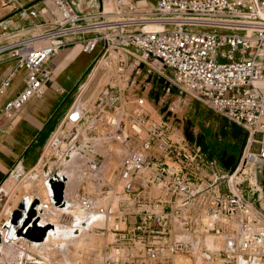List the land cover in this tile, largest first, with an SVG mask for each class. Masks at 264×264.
I'll return each instance as SVG.
<instances>
[{
  "label": "built area",
  "instance_id": "obj_1",
  "mask_svg": "<svg viewBox=\"0 0 264 264\" xmlns=\"http://www.w3.org/2000/svg\"><path fill=\"white\" fill-rule=\"evenodd\" d=\"M80 1L43 0L19 11L21 19L35 21L33 29L2 47L0 53L14 51L19 68L26 71V81L3 113L10 117L33 97L44 95L45 85L52 80L50 62L68 45H80L83 52L91 53L102 44L104 57L114 50L123 58L136 55L140 62L160 63L171 71L174 84L241 125L248 139L242 165L234 179L228 180L229 193L214 196L204 223L203 218L196 219L200 212L191 211L195 204L204 206L201 200L208 189L203 187L205 164L200 151L180 147L160 134L140 112L145 98H138V108L132 111L134 135L126 130L123 116L108 120L118 134L116 142L125 148L117 172L126 188L142 179V187L161 185L162 193L171 195L164 200L139 199L134 241L142 245L144 254L131 264H172L173 257L194 249L192 238L181 237L184 233L200 234L202 239L204 233L225 237L232 259L223 264H264V209L243 191L245 181H238L239 176L248 175L251 156L257 171L264 170V86L257 84L264 82V0H157L155 4L100 0L96 11L81 9ZM148 23L159 30L146 31ZM8 86L7 80L1 88ZM144 130H148L145 140ZM131 138L138 140L137 146L129 145ZM254 144L259 146L256 152ZM214 211L210 228L206 223Z\"/></svg>",
  "mask_w": 264,
  "mask_h": 264
},
{
  "label": "rangeland",
  "instance_id": "obj_2",
  "mask_svg": "<svg viewBox=\"0 0 264 264\" xmlns=\"http://www.w3.org/2000/svg\"><path fill=\"white\" fill-rule=\"evenodd\" d=\"M149 28L156 29L154 25L145 26V30ZM23 33H25L24 36L28 35L26 31H22L17 36L6 35V39L4 37L0 38V49L19 39L20 36H23ZM121 54V52L111 50L109 55L99 60L87 82L83 84L80 93H78L74 107L52 141H56L57 136L63 135L64 139L61 140L65 142V144H62V151H64L67 149V143L70 144L73 141L70 135L73 128L81 131L100 129L98 141H100V144L107 143L108 146L104 151H100V148L99 152L96 153L99 157L97 160H100L97 161L96 171L86 170L85 172L83 168L84 171L78 169L77 172L74 170L75 173L71 169L69 170L71 167L67 163L69 160H64L65 162L63 161L61 164L55 163V156L60 155L57 148L61 146V143H56L57 146L53 150L51 146L48 148L49 152L47 151V154L50 155L48 157L52 158L50 161L41 163L32 172L28 173L29 175H12L13 177H9L1 188L0 192L3 191L0 193V264H131L133 261H140L137 255L133 257L128 254V251L134 249L137 245V242L134 241L137 210L134 211V209L137 208V203L142 197L164 200V196V198L170 199L171 195L165 192L162 193V190L152 191L150 189L153 187L147 188L148 186H146L145 188L138 182H135L129 188H126L123 183V185L118 184V182L121 183V179L117 168L125 153L122 145L116 142V138L105 136V130L112 129V126L110 124L103 126L102 128L105 130L99 126L104 122V116L108 120L116 121L114 118H118L116 115L119 114V116H123L122 119H124V124L129 133L133 134L130 129L133 122L130 118L132 111L138 108L135 104L138 98L146 99L143 108L140 109V112L144 113L145 116L148 117L151 110L160 112L161 119L155 124L160 134L165 135L167 139L174 141L172 143L178 144L180 147L188 145L189 148L197 149L202 155V163L205 164L203 187L208 189H206L205 192L207 193L201 200L204 206L195 204L191 211H194L193 213L195 211L200 212L201 216L198 215L197 217L202 219L205 216L204 213L211 210L209 203L215 200L213 199L215 195L224 197L229 193L228 180L230 177L232 179V176L234 179L235 172L242 165L248 132L241 125L230 121L222 114L201 107L196 97L174 84L172 74L167 72L169 69L161 68L160 63L154 61L144 63L136 60V55L127 58L125 55L123 58ZM121 60L126 62L120 64ZM118 93H120L121 106L115 109L116 112H112L115 106H112L110 98L115 99L114 97ZM152 94L154 95L153 98L150 97ZM80 119L82 120L77 125ZM98 120H101V122ZM67 131H70V133L65 135ZM147 131H143L142 137L144 140L148 136ZM260 137V135L256 136L257 139ZM138 143V140L132 142L131 138L129 145L135 147ZM71 144L73 145V143ZM258 148L259 146L254 144L252 151L256 152ZM76 153L73 152L71 158ZM167 162L171 163L169 160ZM84 163L85 160L82 162L83 167ZM246 170L248 175L239 176L238 181H245L241 185L243 191L251 199V202L258 208L264 209V170L263 173L258 172L257 165L253 161L247 166ZM216 178H220V180L210 187ZM53 179L63 180L68 184L66 185L67 197L65 196L63 207H56L52 203V197L55 194L50 182L52 183ZM46 180L50 182H46ZM27 181L31 186L30 188L26 187ZM65 182L55 183H63L65 190ZM120 185L123 187L120 188ZM158 186L156 189H162L161 185ZM46 187L48 188L43 191ZM54 189L58 194V190L55 187ZM42 191L43 193L40 194ZM31 194L34 197L30 199L29 205L38 199V207L43 204L44 211L41 209L45 224L55 227L53 233L57 228L59 229L52 235L56 237V241L50 237L47 246L31 243V240L27 238L28 233L20 236L19 229L16 237H13L14 234L11 235L10 233L12 228L18 227L19 221L23 217L25 206L18 209L19 204L24 200L23 197ZM119 194L120 196H118ZM78 195L81 198L91 196L93 202L90 200H88L90 202L81 201ZM132 200H135V202ZM85 203H92V205L88 206ZM212 208L215 210L216 207ZM30 210L27 211V216ZM14 211L16 212L10 218ZM191 211L188 214H191ZM209 215L210 217H216L215 211ZM197 217L196 219H198ZM203 222L205 223V220ZM77 228L79 232L82 230L88 236L81 244H79V239L77 240L74 237L75 232L73 231H76ZM34 229L36 230V228ZM64 230L69 232L68 235ZM8 231L11 236L4 237L5 232ZM108 234L111 235V239L107 238ZM210 238L212 237L207 235L206 239L209 240ZM38 241L43 242L40 239ZM140 246L142 245L140 244ZM204 246L202 241L197 245L195 244L194 248L197 249L191 248L190 253L187 255L173 257L171 259L172 264H223L231 261L232 251L227 248V245L225 248L222 246L221 251L215 255ZM116 249L121 251L118 261H115L114 250Z\"/></svg>",
  "mask_w": 264,
  "mask_h": 264
},
{
  "label": "crops",
  "instance_id": "obj_3",
  "mask_svg": "<svg viewBox=\"0 0 264 264\" xmlns=\"http://www.w3.org/2000/svg\"><path fill=\"white\" fill-rule=\"evenodd\" d=\"M42 1L0 0V38L4 37L6 39V35L17 36L22 31L29 33L33 29L35 21L21 19L19 11L32 5H40ZM134 1H147L149 4L157 2V0ZM100 5V0H81L79 2L80 8L88 11H96L100 8ZM103 55L104 47L102 44H99L91 53L83 52L82 47L77 44L61 48L50 62L52 80L45 85L44 95L33 97L19 111L9 117L3 113V108L8 101L17 97L24 89L26 71L24 68H19V58L14 51L0 53V190L12 175L23 174L25 176L41 163L50 161L52 158L48 157L50 155L47 154V151L49 146L52 150L56 148V143H61V146L57 148L60 155L55 156V163L61 164L64 160H70L71 154L77 152L86 160L85 172L86 170L96 171L97 161H100L97 160L99 157L96 153L99 152L100 148V151H104L108 146L107 143L100 144V141H98L100 129L81 131L73 128L70 134L73 138V141H71L73 145L67 143V149L64 151H62V144H65V142L61 140L63 135L57 136L56 141H52L74 107L83 84L87 82L99 60L104 58ZM167 72L172 74L170 70H167ZM7 80L9 86L1 88ZM150 97L153 98L154 95L152 94ZM114 98H110L112 106H115L112 112H116L115 109L121 106L120 93L115 95ZM197 101L201 107L214 111L202 100L197 99ZM160 119L159 111H149L148 120L150 122L157 124ZM81 120L78 121L77 125L80 124ZM103 120L104 122L99 125L101 128L108 126L107 117L104 116ZM98 121L101 122V120ZM70 131L65 132V135ZM113 131H115L113 127L110 130H105V136L113 137L115 134ZM52 154L55 155L53 152ZM47 168L49 171V166ZM66 191L65 183L64 200L65 196L67 197ZM78 198L81 201L90 200L93 202L91 196L81 198L78 195Z\"/></svg>",
  "mask_w": 264,
  "mask_h": 264
},
{
  "label": "bare ground",
  "instance_id": "obj_4",
  "mask_svg": "<svg viewBox=\"0 0 264 264\" xmlns=\"http://www.w3.org/2000/svg\"><path fill=\"white\" fill-rule=\"evenodd\" d=\"M147 25H153V24H151V23H148ZM155 26V28L156 29H146V31H157V30H159V27L157 26V25H154ZM258 85H261V86H264V82H258L257 83ZM127 130V129H126ZM114 133H116V131H114ZM130 134H132V133H130ZM124 135H126V132H124ZM133 135V134H132ZM117 136H118V134L116 133L115 134V136H113L112 138L114 139V138H117ZM116 140V139H115ZM120 144H121V141L119 142ZM122 149H123V152L125 153V148L122 146ZM72 155V154H71ZM72 157V156H71ZM83 158L81 157V155H79L78 153H76V155H74L73 156V158H71V160H69L67 163L68 164H70V168H69V170L71 169V171H73V172H77V170L78 169H81V170H83V166H82V162H83ZM251 160L254 162V163H256V159H255V157L254 156H251ZM86 161V160H85ZM63 164H65V163H63ZM85 164V163H84ZM66 165V164H65ZM64 165V166H65ZM64 169V168H63ZM75 170V171H74ZM84 171V170H83ZM105 171V170H104ZM75 172V173H76ZM80 173H81V171H79ZM100 172V171H99ZM98 172V173H99ZM103 172V171H102ZM106 172V171H105ZM83 173V172H82ZM97 173V172H96ZM29 175V174H28ZM80 175V174H79ZM81 176H83V175H81ZM238 177V176H237ZM69 180H70V178H68ZM55 182H59V181H61V182H65V181H63V180H56V179H53ZM49 181V180H48ZM47 180H46V182H48ZM121 181V183H119L118 182V184H125L124 186H126L127 185V183L125 182V181H123V180H120ZM46 182H45V184H46ZM50 182V181H49ZM139 184H141V182H142V179H140V180H138L137 181ZM66 183V182H65ZM26 184H27V186L26 187H28V188H30L31 186H29V184H28V181L26 182ZM48 184V183H47ZM122 184V185H123ZM50 185H52V188H53V190H54V194H55V196L54 197H52V203L56 206V207H63L64 206V203H65V200H64V203L62 204V205H57V203H56V197H57V192L55 191V189H54V187H53V184L50 182ZM49 185V186H50ZM66 185H68V184H66ZM122 185H120V188H121V186ZM45 186V185H44ZM123 187V186H122ZM159 187V186H158ZM48 187H46L45 189H43V191H45L46 189H47ZM67 188V187H66ZM145 188H146V186H145ZM147 188H149V187H147ZM150 188H152V187H150ZM157 188V186H153V188L152 189H150V190H152V191H155L156 192V190L158 191V190H160V189H156ZM43 191L42 192H40V194H42L43 193ZM161 191V190H160ZM64 192H65V190H64ZM147 192V191H146ZM151 192V191H150ZM148 193V192H147ZM30 194V193H29ZM145 194V193H144ZM38 195V194H37ZM122 195V194H121ZM150 195V194H149ZM148 195V196H149ZM118 196H120V194L118 195ZM32 197H34L33 196V194H31V195H26L25 197H23V201L19 204V207H18V209L21 207V206H25V208H24V211H23V217H22V219L19 221V224H18V227L17 228H12V230L10 231V233H11V235H13L14 234V236L13 237H16L17 236V230L19 229V230H21L22 231V234H23V236L26 234V233H28V236H27V238L28 239H30L31 241V243H35V244H37V245H46L47 246V243H48V241H49V239H50V237H52V238H54V240L56 241V237H53L52 235L53 234H55L59 229L57 228L56 229V231L53 233L52 231L55 229V227L53 226V225H46L45 224V221H44V219L42 218L43 216H42V213H43V211H44V209L42 208L43 207V204L41 205V206H39L38 207V205H39V200L37 199V200H35L31 205H29V201H30V199L32 198ZM143 198V197H142ZM145 198V197H144ZM151 198V197H150ZM122 199H123V197H122ZM136 199V198H135ZM126 200V199H125ZM1 201V200H0ZM124 201V200H123ZM122 201V202H123ZM132 201H134L135 202V200H132ZM131 201V202H132ZM118 202V201H117ZM130 202V203H131ZM134 202H133V204H134ZM68 203V202H67ZM18 205V204H17ZM69 205V204H68ZM16 206V205H15ZM35 206V207H34ZM16 208H17V206H16ZM43 209V211H42V209ZM17 209V210H18ZM30 209H34L35 211H36V215L34 216V219H33V221L34 222H37L38 221V226H42V227H44L45 229H46V236H45V239L43 240V242L42 243H40L38 240L39 239H37V235L40 233V231L39 230H30L29 232H27L28 230H27V228L25 227V224L23 223V221H24V218L27 216V211L28 210H30ZM132 209V208H131ZM134 209V208H133ZM106 210V209H105ZM38 211V212H37ZM133 211V210H132ZM134 211H136V209H134ZM16 211H14L13 213H12V215H11V217L10 218H12V216H13V214L15 213ZM4 213H5V211H4ZM133 213V212H132ZM203 213H204V211H203ZM203 213H202V215H203ZM205 214V213H204ZM200 216H201V214H200ZM205 216H207V215H205ZM204 216V217H205ZM209 217V216H208ZM199 219V218H198ZM204 219V218H203ZM10 220V219H9ZM205 220V219H204ZM203 220V221H204ZM214 220V217H209L208 219H207V223H206V225L207 226H210V228H211V225H212V221ZM31 223H32V221H31ZM225 222L224 221H221V224L223 225ZM225 225V224H224ZM119 227V226H118ZM34 228V227H33ZM108 228V227H107ZM109 229V228H108ZM68 230V229H67ZM67 230H64V232L66 231V234L68 235V233L69 232H67ZM72 230V229H71ZM71 230H68V231H71ZM76 231H73V232H75V238L79 241V244H81V243H83V241H84V239L85 238H87L88 236H87V234H84V233H86V232H84L83 233V231L81 230V232H79V229L77 228V229H75ZM72 232V233H73ZM10 233H9V231L8 232H5V234H4V237H8V235H10ZM84 235H83V234ZM110 233H112V232H110ZM2 235H3V232L1 233ZM59 234V233H58ZM10 235V236H11ZM70 235V234H69ZM72 235V234H71ZM203 235V234H202ZM207 235H209V236H211L212 238H210L209 240H207L206 238H207ZM55 236V235H54ZM72 236V237H73ZM58 237V236H57ZM73 237V238H74ZM181 237H183L184 239H186V240H189V241H191L190 239L192 238V241H193V243H194V245L196 244H199L201 241H202V243H203V245H205L206 246V248H208V250H210V252L212 253V254H216V253H218L219 251H221V248H222V246L225 248V246L226 245H228L227 244V240H226V238L225 237H218V236H214V235H210L209 233H206L204 236H203V240H202V237L200 238L199 236H194V235H189V234H183V235H181ZM194 237H196V239L194 238ZM10 238H12V237H10ZM107 238L108 239H111V235L110 234H108L107 235ZM13 239V238H12ZM53 241V240H52ZM54 241V242H55ZM55 244H56V242H55ZM139 244V245H138ZM194 245H193V247H194ZM33 246H35V245H33ZM204 246V247H205ZM142 246H140V243L139 242H137V245H136V247L134 248V249H131L130 251H128V254H131L133 257H134V255H137V256H139L141 253H143V251H142V248H141ZM197 247V246H196ZM33 248V247H32ZM45 249V248H44ZM194 249H197V248H194ZM4 250V249H3ZM9 250V249H8ZM5 251V250H4ZM47 253V252H46ZM114 254H115V261H118V256L121 254V251H120V249H116V250H114ZM142 255V254H141ZM241 261V260H240ZM241 264H246L245 262L243 263V262H240Z\"/></svg>",
  "mask_w": 264,
  "mask_h": 264
},
{
  "label": "water",
  "instance_id": "obj_5",
  "mask_svg": "<svg viewBox=\"0 0 264 264\" xmlns=\"http://www.w3.org/2000/svg\"><path fill=\"white\" fill-rule=\"evenodd\" d=\"M52 184L58 190V194H57V197H56V202H57L58 205H62L64 203V195H63L64 185H63V183L57 184V183H55L54 180H52ZM35 215H36V211L34 209H31L28 212L27 218L24 220V224H25V227L28 230L27 232H29L30 230H34V228L39 230L40 233L37 235V239H40L41 241H43L45 239V236H46V229L44 227H42V226H38V221L37 222L33 221V219H34L33 216H35ZM31 221H32V223H31ZM19 234H20V236H22V231L21 230L19 231Z\"/></svg>",
  "mask_w": 264,
  "mask_h": 264
}]
</instances>
